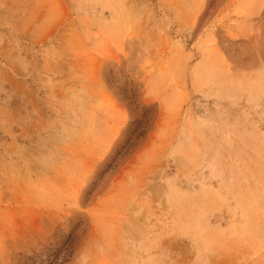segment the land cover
<instances>
[{
  "label": "rangeland",
  "instance_id": "rangeland-1",
  "mask_svg": "<svg viewBox=\"0 0 264 264\" xmlns=\"http://www.w3.org/2000/svg\"><path fill=\"white\" fill-rule=\"evenodd\" d=\"M0 264H264V0H0Z\"/></svg>",
  "mask_w": 264,
  "mask_h": 264
},
{
  "label": "trees",
  "instance_id": "trees-1",
  "mask_svg": "<svg viewBox=\"0 0 264 264\" xmlns=\"http://www.w3.org/2000/svg\"><path fill=\"white\" fill-rule=\"evenodd\" d=\"M127 142L129 143V142H130V140H129V141H125V143H127ZM128 143L126 144V146L128 145Z\"/></svg>",
  "mask_w": 264,
  "mask_h": 264
}]
</instances>
